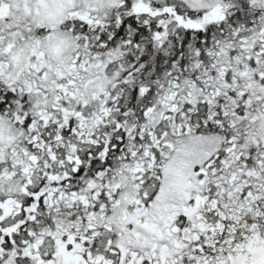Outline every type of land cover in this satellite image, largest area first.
<instances>
[{"label":"snow or ice","instance_id":"snow-or-ice-1","mask_svg":"<svg viewBox=\"0 0 264 264\" xmlns=\"http://www.w3.org/2000/svg\"><path fill=\"white\" fill-rule=\"evenodd\" d=\"M0 264H264V0H0Z\"/></svg>","mask_w":264,"mask_h":264}]
</instances>
